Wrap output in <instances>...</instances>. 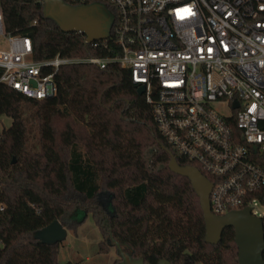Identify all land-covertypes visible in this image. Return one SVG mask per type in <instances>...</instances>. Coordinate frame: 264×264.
<instances>
[{
  "label": "trees",
  "instance_id": "16d2710c",
  "mask_svg": "<svg viewBox=\"0 0 264 264\" xmlns=\"http://www.w3.org/2000/svg\"><path fill=\"white\" fill-rule=\"evenodd\" d=\"M0 8L9 33L32 38L36 60L114 55L80 33L62 32L40 0H0ZM55 82L57 94L45 100L0 83V117L13 119L0 135V264H61L60 244H43L33 234L55 220L73 229L69 202L98 205L102 192L110 204L101 231L110 239L101 254L115 239L150 264H239L234 228L216 245L205 241L200 198L187 177L171 171L163 146L180 165L193 163L158 130L129 70L70 64Z\"/></svg>",
  "mask_w": 264,
  "mask_h": 264
},
{
  "label": "built area",
  "instance_id": "2783aa9c",
  "mask_svg": "<svg viewBox=\"0 0 264 264\" xmlns=\"http://www.w3.org/2000/svg\"><path fill=\"white\" fill-rule=\"evenodd\" d=\"M68 1L113 7L110 37L91 44L114 55L36 60L32 38L9 33L0 8V83L45 100L63 66L120 65L176 154L214 177L212 212L251 208L264 222V0Z\"/></svg>",
  "mask_w": 264,
  "mask_h": 264
},
{
  "label": "water",
  "instance_id": "95a60500",
  "mask_svg": "<svg viewBox=\"0 0 264 264\" xmlns=\"http://www.w3.org/2000/svg\"><path fill=\"white\" fill-rule=\"evenodd\" d=\"M44 4L45 17L52 19L65 33H81L86 36V43L108 39L113 24V18L102 4H93L94 11L101 13V19L91 16L90 8L85 6H72L66 0H40ZM145 88L139 93L143 95ZM238 105L236 104L235 107ZM170 154L169 167L176 174L187 177L200 198L206 222V238L209 244L216 245L222 240L227 228H234L235 241L238 246L239 264H264V222L252 214L251 208L232 211L226 215H215L211 208V193L214 183L197 167L182 166L170 149L163 146ZM109 206V205H108ZM109 210V207H106ZM68 229L62 222L55 220L45 228L33 234L35 240L43 244H61L67 239ZM110 243V242H109ZM121 259L119 264H150L144 257H134L133 250L125 251L120 242L112 239L111 243ZM158 264H172L168 260H161Z\"/></svg>",
  "mask_w": 264,
  "mask_h": 264
},
{
  "label": "rangeland",
  "instance_id": "374dc122",
  "mask_svg": "<svg viewBox=\"0 0 264 264\" xmlns=\"http://www.w3.org/2000/svg\"><path fill=\"white\" fill-rule=\"evenodd\" d=\"M218 109L222 114L229 113V108L225 105L220 104ZM26 115L30 117L31 111L26 110ZM12 124V118L7 115L1 116L0 135ZM34 128L32 126L31 142L37 136ZM101 196L98 198V205L82 201L69 202L71 209L69 220L70 223L74 224V228L68 230L67 239L60 244L59 260L61 264H119L118 261L121 259L116 247H111L108 254L100 253V247L106 249V241L110 239L108 233L105 234L101 231V226L105 228L108 226V216L104 210V203L106 206L110 204L109 193L102 192ZM256 210L264 214V206L259 205Z\"/></svg>",
  "mask_w": 264,
  "mask_h": 264
},
{
  "label": "flooded vegetation",
  "instance_id": "af4514ba",
  "mask_svg": "<svg viewBox=\"0 0 264 264\" xmlns=\"http://www.w3.org/2000/svg\"><path fill=\"white\" fill-rule=\"evenodd\" d=\"M102 5H103V7L108 11V13L110 14V15H108V16H110V17H114L113 14H112V12H111L110 7H109L108 5H105V4H102ZM85 7L90 8V12H91L90 15H91V16L96 17V18H98V19H101V20H103V22L105 21L103 15H102L101 13L97 14L96 11H94V8H93L92 5H86ZM113 23H114V18H113ZM112 26H113V24H112ZM101 197H102V196L100 195L99 198H101ZM107 206H108V205H107ZM107 206H106L105 203H104V207L106 208Z\"/></svg>",
  "mask_w": 264,
  "mask_h": 264
}]
</instances>
